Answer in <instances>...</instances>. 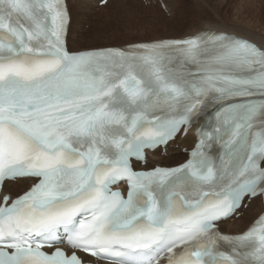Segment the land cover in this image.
<instances>
[{"label":"snow or ice","instance_id":"6c2138e0","mask_svg":"<svg viewBox=\"0 0 264 264\" xmlns=\"http://www.w3.org/2000/svg\"><path fill=\"white\" fill-rule=\"evenodd\" d=\"M69 24L65 0H0V191L33 181L0 196V264H264V214L218 226L264 197V46L201 32L72 52ZM197 120L184 163L134 169Z\"/></svg>","mask_w":264,"mask_h":264},{"label":"rangeland","instance_id":"374dc122","mask_svg":"<svg viewBox=\"0 0 264 264\" xmlns=\"http://www.w3.org/2000/svg\"><path fill=\"white\" fill-rule=\"evenodd\" d=\"M169 1L170 4L175 2L173 18L170 17V13L163 11L156 1H151L149 6H145L140 0H113L101 8L93 5L86 9L88 12L85 10L77 16L75 15L79 18L76 19L75 24H72L71 31L75 33V41L73 40V42L76 47L73 48L69 45V49L111 47L112 44L114 46L158 40L165 37L180 38L193 29H204L207 25H214L213 23L225 27L229 26L236 30H249L245 27L248 25L249 18L243 22L238 18L239 10L243 6H240L242 0ZM259 1L255 0L253 5L255 6V3L258 5ZM261 3H263L261 5L264 8V0H261ZM153 8L156 10H152ZM71 10L73 11V7ZM74 14L72 12L71 16L73 17ZM261 21L264 23V16H262ZM252 23L250 22V25ZM255 33L264 36V31L259 32L257 30ZM190 145L191 141L187 142L186 146L190 147ZM179 147L176 145L170 147L172 157L160 155L162 158L160 165L170 167L182 162L185 155L181 154ZM26 188V185H23L15 194L19 195ZM247 217L245 224L239 231L244 229L246 224H249L255 216L249 215ZM230 232L233 233L234 231Z\"/></svg>","mask_w":264,"mask_h":264},{"label":"bare ground","instance_id":"6f19581e","mask_svg":"<svg viewBox=\"0 0 264 264\" xmlns=\"http://www.w3.org/2000/svg\"><path fill=\"white\" fill-rule=\"evenodd\" d=\"M97 2H98V0H66L67 8L69 9L70 15L72 14V12H73V14L75 13L73 15V17L71 16L70 29H69L70 31H69V34L67 36L68 41H69V42L67 41V48L69 51L79 52V51H84V50L100 49V48L79 49V50H70L69 49V45L72 46L73 48L76 47L74 45V42H73L75 33L73 31H71V27H73L72 26L73 23L75 24L76 19L79 18V17H76L77 14H79L80 12H84L87 8H90L93 5L96 6ZM109 2H113V0H110ZM160 2L163 4L165 12L170 13V17L173 18V11H174L175 2L172 4H170L169 0H160ZM254 2H255V0L254 1L242 0L240 3V6H242V5L243 6L239 10V17L238 18L241 19L242 22L245 21L246 18H249V21L247 22L248 25H245V27H247L249 29L248 31L236 30V29L231 28L229 26L225 27V26L213 23L214 25H211V24L207 25L206 27H204V29L200 28V29H193L191 31L188 30L189 32H187V34H185V36L180 37V38L165 37L163 39H181L184 37L192 36L198 32H201V31H210V32L212 31V32H224V33L234 34L236 36L243 37V38H245L251 42H254L258 46H264V36H262L259 33H257V34L255 33L257 30L259 32L264 31V23L261 21L262 16H264V8L261 5L263 3H261V0H260L258 5H257V3H255V6H254L253 5ZM107 4H106V6H107ZM72 7H73V11L71 10ZM152 10H156V9L153 8ZM242 19H244V20H242ZM250 22H253V23L250 25ZM215 29H217V30H215ZM73 30L75 31L76 29H73ZM163 39L160 38L158 40H163ZM149 41H157V40H149ZM142 42H148V40L142 41ZM128 44H130V43H128ZM128 44H121V45L119 44V45H114V46L112 44L111 47L124 46V45L126 46ZM102 48H108V47H102ZM190 141H191V144L194 142V138L191 135V133H189L186 136V138H184L183 140L179 139V140L175 141V143L170 144L167 147L166 154L168 156L172 155V150L170 149L171 146L180 145V146L186 147L187 142H190ZM161 161H162V158L158 155V152H155V153L150 155V158H148V163L146 165V167H148V168H143V169H149L155 165L160 166ZM32 183L33 182L30 180H21V181H15L14 183H6L3 187V190L7 194H10L12 197H16L17 195L15 193L17 190L21 189V187L23 185H26V187H28ZM24 190H22V192ZM261 211H262L261 200H260V198H256L250 202L248 209L246 211H242V216L238 220L234 219L231 221H226L220 225V229L223 233H226V234H230V235L240 234L249 225L247 223L246 224L247 226L245 225L246 227L239 231V229L245 224L244 222L246 220V217L249 215L250 216L251 215L257 216ZM230 231H234V232L231 233Z\"/></svg>","mask_w":264,"mask_h":264}]
</instances>
